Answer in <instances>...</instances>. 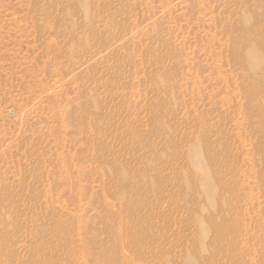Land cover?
<instances>
[{
    "label": "rangeland",
    "instance_id": "rangeland-1",
    "mask_svg": "<svg viewBox=\"0 0 264 264\" xmlns=\"http://www.w3.org/2000/svg\"><path fill=\"white\" fill-rule=\"evenodd\" d=\"M0 264H264V0H0Z\"/></svg>",
    "mask_w": 264,
    "mask_h": 264
},
{
    "label": "bare ground",
    "instance_id": "bare-ground-1",
    "mask_svg": "<svg viewBox=\"0 0 264 264\" xmlns=\"http://www.w3.org/2000/svg\"><path fill=\"white\" fill-rule=\"evenodd\" d=\"M256 57V56H255ZM254 59V58H253ZM258 59L256 58V60L254 59V61H257ZM197 156V155H196ZM197 159V158H196ZM201 159V158H200ZM198 160V159H197ZM198 161H200L201 162V160H198ZM203 180V179H202Z\"/></svg>",
    "mask_w": 264,
    "mask_h": 264
}]
</instances>
